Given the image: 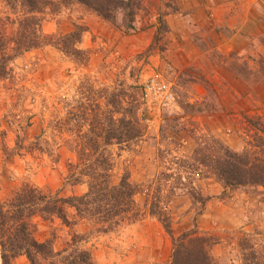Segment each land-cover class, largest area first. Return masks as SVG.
<instances>
[{"label": "rangeland", "instance_id": "374dc122", "mask_svg": "<svg viewBox=\"0 0 264 264\" xmlns=\"http://www.w3.org/2000/svg\"><path fill=\"white\" fill-rule=\"evenodd\" d=\"M15 1L0 0L8 35L21 13ZM67 1L41 10V29L82 28L84 57L43 44L10 60L0 77V203L27 183L49 195L84 194L93 155L107 159L111 184L124 175L135 184V208L106 232L73 208L69 224L35 214L38 241L88 249L95 264H168L172 241L159 214L174 237H205L214 264L264 256V185L224 186L210 164L220 146L264 158V0H136L129 32L130 7L112 23ZM150 80L165 90L140 97ZM117 92L136 108L140 136L93 151L90 137L104 134L91 128H111L107 101ZM6 264L30 263L20 254Z\"/></svg>", "mask_w": 264, "mask_h": 264}, {"label": "trees", "instance_id": "16d2710c", "mask_svg": "<svg viewBox=\"0 0 264 264\" xmlns=\"http://www.w3.org/2000/svg\"><path fill=\"white\" fill-rule=\"evenodd\" d=\"M4 1L10 4L14 0ZM63 1L66 0H61ZM73 1L101 20L112 23H115L119 11L124 12L125 8L130 7L126 13L128 17H123V27L127 32L136 28L134 20L141 8L140 3L134 4L136 0ZM17 2H19L21 13L17 14L15 30L8 35L4 28L0 29V77L7 75L9 70L7 63L10 60L43 44L52 43L61 52L75 59L84 57L85 52L77 47L82 28L77 27L61 35L47 34L42 31L40 12L51 4L52 0H17L15 4ZM141 95L143 96L142 87L140 97ZM112 96L114 98L106 100L107 105L110 106L106 111L110 115L111 128L106 132L104 126H100L99 130L92 126L91 129L97 133L104 134L102 138L90 137V149L92 148L93 151L100 147L105 148L113 142L121 144L140 136L141 127L136 108L133 105L124 106L123 96L121 97L119 92L113 93ZM259 137L262 139V136ZM219 148L223 152L218 153V157L209 158L213 173L224 186L264 185V158L252 155L249 151L242 153L222 146ZM91 159L92 161L85 166L88 187L82 195L67 197L57 194L49 195L39 187L27 183L15 190L11 199L0 203V253L3 264H6L9 258L20 254L25 255L30 264H95L88 249L73 246L67 252V249L55 250L50 241H38L33 235V225L30 220L31 216L38 214L41 217L56 216L65 224H69L67 216L69 207L75 210L79 218L94 217L93 222L98 225L97 230L106 232L118 224L120 218L133 210L135 208V184L129 180L127 175L122 176L117 184H111L109 181L110 164L107 159L101 158L100 160L93 155ZM70 173L74 180L69 181L70 178L65 180L74 183L78 178L72 172ZM155 211L156 214L159 213L156 205L152 206V214H155ZM158 215L157 218L164 224V229L171 236L172 250L168 264H214L206 250L207 239L205 237L200 234L187 237L193 231H184L178 237H174L168 225L163 222V218ZM261 262H264V256L255 255L254 252H250V255L244 254L243 264H261Z\"/></svg>", "mask_w": 264, "mask_h": 264}, {"label": "built area", "instance_id": "2783aa9c", "mask_svg": "<svg viewBox=\"0 0 264 264\" xmlns=\"http://www.w3.org/2000/svg\"><path fill=\"white\" fill-rule=\"evenodd\" d=\"M165 87H166L165 84L162 82H154L153 80H150L147 83L143 84V88H142L143 97H145L150 91L156 92L162 88H164L165 90Z\"/></svg>", "mask_w": 264, "mask_h": 264}, {"label": "water", "instance_id": "95a60500", "mask_svg": "<svg viewBox=\"0 0 264 264\" xmlns=\"http://www.w3.org/2000/svg\"><path fill=\"white\" fill-rule=\"evenodd\" d=\"M0 264H1V253H0Z\"/></svg>", "mask_w": 264, "mask_h": 264}]
</instances>
